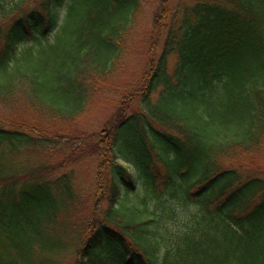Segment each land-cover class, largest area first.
Wrapping results in <instances>:
<instances>
[{
	"label": "trees",
	"instance_id": "obj_1",
	"mask_svg": "<svg viewBox=\"0 0 264 264\" xmlns=\"http://www.w3.org/2000/svg\"><path fill=\"white\" fill-rule=\"evenodd\" d=\"M144 1L0 0V264H52L47 254L68 245L55 228L60 210L74 209L73 177L50 179L42 175L59 166L19 160L52 141L40 130L55 122L54 140L76 144L64 158L99 156L73 264H264V0H156L141 87L110 101L100 130L69 123L134 51ZM57 122L68 125L63 133ZM162 172L163 189L197 213L159 261L149 227L163 215L139 220L119 199L138 182L160 204ZM47 231L58 249L41 244Z\"/></svg>",
	"mask_w": 264,
	"mask_h": 264
},
{
	"label": "rangeland",
	"instance_id": "obj_2",
	"mask_svg": "<svg viewBox=\"0 0 264 264\" xmlns=\"http://www.w3.org/2000/svg\"><path fill=\"white\" fill-rule=\"evenodd\" d=\"M12 0H5V4H11ZM158 8V1L156 0H145L144 5L141 11V14L138 17L137 24L133 33V45L134 51L130 53L129 57L123 61V64L120 68V71L115 75L117 77H111L108 82L102 84L103 93L96 97V101L93 103V107L86 111L79 119L75 121H69L73 126H79L81 129L80 132L84 131H97L100 130V127L104 125L107 120L114 114V108L111 104V100H118L125 90L140 88L141 78L139 77L141 71L145 69L144 63L146 62V50L148 45V38L145 36L146 33L150 30L151 26V13ZM53 40L52 33L46 37L44 43H50ZM23 46L27 47H36L34 42L28 40L23 43ZM175 57L172 56L169 59L168 68L171 72L174 63ZM107 86V87H106ZM11 107H4L3 113L7 119L14 118V121H20L19 116H15ZM22 116V115H21ZM26 121H30L33 118H28V116H23ZM49 118H47V121ZM37 121V119L35 120ZM11 123V122H9ZM49 125V123H46ZM62 133L65 127H68L65 122H57ZM52 129L45 132L40 130V135L49 138L50 141H47L46 147L41 148H30L26 149L21 153L19 160L24 163L30 164H39L52 162L54 165L59 166L57 169H53L50 174H44L42 176H47L50 179H55L57 176L62 173H68L73 177V190L76 192L74 196L76 197L74 209L69 211L70 208H63L60 210L58 215L59 224L55 228L56 236L64 243H68L67 247L64 249L47 254L49 261L52 264H73L75 258V250L79 245V236L81 231H83V224L85 219L90 215V207L94 200L93 192L95 190L96 184L94 183V177L96 170L98 168L99 156L91 152H85L80 157L76 158L74 161H71L67 158L73 150L72 147H76V144L69 142L70 140L65 136L62 138H57L54 140L53 130L56 127V122L51 125ZM78 132V131H75ZM69 140V141H68ZM66 154V155H65ZM67 156L66 158H64ZM119 163L126 166L128 171L132 173L135 178V169L131 166L130 163H125L121 160H118ZM264 162V158L263 161ZM256 163V162H255ZM161 170V167H159ZM165 183V172H162V176L157 179L158 184V197L164 203H169L167 206V211L165 213H160L162 208V203L157 202L156 196L151 194L148 191H145L138 182H135V190L129 194H124L122 190L120 195V210L125 205L128 209L136 207L141 211V219L144 220L148 217H155L159 214L163 215V218L156 219L158 222L154 226H150L152 236L154 237V242L157 244V258L160 261L167 247L172 243L173 239H176L181 232H183L188 226L194 224V218L196 216L197 210L193 204H184L180 198L176 196L170 197L168 194L169 191L163 189V184ZM78 190V191H77ZM64 203H69L65 201ZM63 203L59 204L61 206ZM124 206V207H125ZM67 207V206H66ZM108 203L106 201H101L98 204V211L95 213V217L102 219L105 212L107 211ZM156 213L151 215V213ZM70 214V218L65 216ZM128 220V219H127ZM73 233L72 239L69 240L70 234ZM46 235H49L47 238H42L41 244L44 246H55V249L59 248L60 240L50 238V231L46 232ZM76 235V236H75ZM79 235V236H78ZM55 237V236H54ZM58 244H57V243ZM43 246V247H44ZM38 250V249H37ZM43 258L37 259V264H44ZM47 263V261H46Z\"/></svg>",
	"mask_w": 264,
	"mask_h": 264
}]
</instances>
